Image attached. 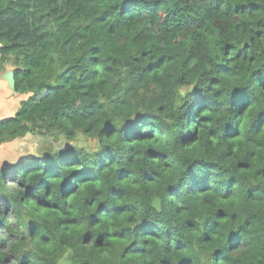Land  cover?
Instances as JSON below:
<instances>
[{"label":"trees","instance_id":"1","mask_svg":"<svg viewBox=\"0 0 264 264\" xmlns=\"http://www.w3.org/2000/svg\"><path fill=\"white\" fill-rule=\"evenodd\" d=\"M0 264H264V0H0Z\"/></svg>","mask_w":264,"mask_h":264},{"label":"rangeland","instance_id":"2","mask_svg":"<svg viewBox=\"0 0 264 264\" xmlns=\"http://www.w3.org/2000/svg\"><path fill=\"white\" fill-rule=\"evenodd\" d=\"M18 140V139H17ZM21 144H19L18 148L14 149L15 152H20L17 156L20 155L23 157H31L36 156L39 153H44L47 151H51L54 148L65 147L71 144H76L78 146H94L93 142H89L83 135L77 134L75 141H69L65 139L62 135L57 136H44V135H33L30 134L25 138L21 139Z\"/></svg>","mask_w":264,"mask_h":264},{"label":"crops","instance_id":"3","mask_svg":"<svg viewBox=\"0 0 264 264\" xmlns=\"http://www.w3.org/2000/svg\"><path fill=\"white\" fill-rule=\"evenodd\" d=\"M19 100L20 97L12 93L7 82L2 77V80H0V120L15 114L19 106ZM28 135L30 134L27 133L25 136L17 138L18 140L15 139L0 144V168L16 161L19 157H23V155L17 156L20 152H15L16 155H14V149L18 148V145L22 142L21 139Z\"/></svg>","mask_w":264,"mask_h":264},{"label":"water","instance_id":"4","mask_svg":"<svg viewBox=\"0 0 264 264\" xmlns=\"http://www.w3.org/2000/svg\"><path fill=\"white\" fill-rule=\"evenodd\" d=\"M2 77L5 79V81L7 82L10 90L13 92L14 91V84H15L13 71L12 70L5 71L2 74Z\"/></svg>","mask_w":264,"mask_h":264}]
</instances>
